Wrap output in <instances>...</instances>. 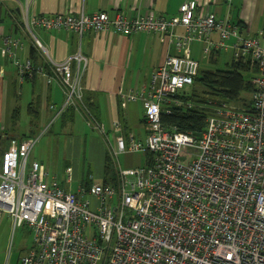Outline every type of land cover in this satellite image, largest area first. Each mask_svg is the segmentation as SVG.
<instances>
[{
	"label": "built area",
	"instance_id": "built-area-1",
	"mask_svg": "<svg viewBox=\"0 0 264 264\" xmlns=\"http://www.w3.org/2000/svg\"><path fill=\"white\" fill-rule=\"evenodd\" d=\"M196 7L188 1L175 15L149 10L135 18L118 11L28 18L22 8L30 32L32 27L78 36L86 30L155 32L162 41L175 40L179 53L167 55L151 73L147 95H122L141 99L143 141L121 134L119 120L111 122V139L83 101L80 69L72 73L71 60L80 63V53L62 62L48 59V74L28 57H18L20 39L3 38L0 56L9 59L20 79L37 74L62 87L65 101L55 116L68 106L82 112L115 160L124 152L150 153L143 166L118 167L115 185L91 182L71 191L56 179L47 181L38 161H28L35 138L0 152V214L6 212L13 227L25 225L33 235L31 248L11 264H264V29L249 36L228 17L196 14ZM177 27L183 32H175ZM213 32L216 40L210 38ZM193 40L202 41L206 56L230 50V61L249 66L253 83L247 106H215L198 136L161 124V115L181 104L174 95L198 74L199 61L189 49Z\"/></svg>",
	"mask_w": 264,
	"mask_h": 264
},
{
	"label": "crops",
	"instance_id": "crops-1",
	"mask_svg": "<svg viewBox=\"0 0 264 264\" xmlns=\"http://www.w3.org/2000/svg\"><path fill=\"white\" fill-rule=\"evenodd\" d=\"M188 1L196 2V14L210 12L217 18L228 17L234 23L241 21L244 26L243 32L249 36H254L260 29H264V0H2L0 1V21L5 14L10 17L11 25L1 28L0 46L5 36L10 35L20 39L22 47L17 51L20 57L25 59L28 57L31 40L35 43L38 41L45 63H48V59L53 62H62L80 53L83 57L80 63L72 59L70 66L72 73H75L78 68L81 71L80 83L85 105L96 119L105 125L109 138L113 139L114 136L112 120H119L122 130L125 129L124 132L121 130V134L132 133L137 139L143 140L147 125L143 118L141 99L127 100L122 95L130 92H140L143 96L148 94L151 73L164 62L167 55L179 53L175 40L165 37L162 41L160 34L155 32H134L123 35L113 30L100 32L86 30L78 36L72 30L39 27H32L30 32L25 25L21 10L27 8L28 18L51 16L57 13L78 16L81 11L86 15L102 11L109 16H113L118 11L130 18H135L149 10L156 15H175L178 13L179 6ZM175 32L180 34L183 29L177 27ZM216 35L218 37L217 33ZM49 71H51L50 67ZM0 76V97L6 98L15 79L20 82L18 91L20 96L22 95L20 90L24 86L30 100L39 97L41 121L49 120L51 123L58 120L61 127H65L72 125L77 118L84 124L82 112L75 110L74 107L72 120L66 116L65 120L61 121L60 115L67 107L55 116L56 110L60 109L65 101L62 87L57 80L47 84L44 78L37 74L30 80L20 79L9 59L2 56H0ZM10 92L12 93V90ZM52 105L54 108L51 107ZM137 113H140L142 126L137 128L135 134L127 127L128 120ZM101 139L104 141L103 138ZM93 153L101 157L102 147L98 145ZM67 169L71 171L70 167H66ZM102 172L104 175V164ZM102 179L99 182H102ZM66 182L60 181V185L65 190H77L68 185V178ZM81 185H85V181ZM19 226L25 225L19 224L13 228ZM25 228L28 227L25 226ZM32 244L33 242L30 241L22 253L12 258L9 256L5 264L18 261Z\"/></svg>",
	"mask_w": 264,
	"mask_h": 264
},
{
	"label": "rangeland",
	"instance_id": "rangeland-1",
	"mask_svg": "<svg viewBox=\"0 0 264 264\" xmlns=\"http://www.w3.org/2000/svg\"><path fill=\"white\" fill-rule=\"evenodd\" d=\"M11 19L5 14L0 21L1 28L10 27ZM212 40L217 39L216 33L210 35ZM1 43V41H0ZM202 41L193 40L189 44L191 56L200 61L204 68L208 69H228L231 60V51L220 50L215 62H208L203 54ZM18 57L20 55L18 54ZM7 79V78H6ZM12 90V93L10 92ZM4 96L0 97V152L5 149L17 147L19 142L25 138H35L37 141L32 148L28 161L36 160L41 163L47 173L46 180L56 179L66 182V167H70L71 182L68 185L77 189L84 181L99 182L103 175V164L105 156L109 155L111 165L114 170L136 168L143 166L147 162V156L142 152L120 153L117 159L111 157L110 151L102 137L96 131L80 123L77 118L72 125L61 127L58 120L53 122L41 121L27 111L29 95L21 89L20 97H12L13 88ZM16 91H19L17 86ZM140 113L133 115L128 120L129 130L135 132L139 128ZM125 129L123 128L122 132ZM35 135V136H34ZM126 136V134H123ZM143 141V140H142ZM104 142V143H103ZM100 145L102 155H94L93 150ZM67 183V182H66ZM79 185V186H78ZM78 186V187H77ZM32 232L28 228L19 226L13 228L10 216L3 212L0 214V264H5L7 258H11L22 253L24 247L32 241Z\"/></svg>",
	"mask_w": 264,
	"mask_h": 264
},
{
	"label": "trees",
	"instance_id": "trees-1",
	"mask_svg": "<svg viewBox=\"0 0 264 264\" xmlns=\"http://www.w3.org/2000/svg\"><path fill=\"white\" fill-rule=\"evenodd\" d=\"M236 25L240 30H243L244 26L241 21L236 22ZM218 53L217 50L210 51L206 56L208 62H215ZM28 58L34 66H41L48 74L51 73L49 64L44 62L42 51L33 40L29 44ZM251 74L252 71L249 66L240 62L230 61L229 68L224 70L204 68L199 61L198 74L193 83L174 95V98L179 100L181 104L172 107L173 110L170 114H162L161 124L166 128L175 127L178 131L192 134L202 132L206 118L213 112L215 106L223 102L237 106L248 105V95L253 90V83L250 80ZM34 76L30 78L24 74L22 78L30 80ZM17 86H20V82L15 79L12 83L13 98L20 97L16 91ZM39 101L38 97L30 100L27 104L28 113L36 118L39 117ZM60 116L61 121H64L66 116L72 120L74 117L73 107H67ZM145 154L148 160L150 153ZM90 183V180L85 181L86 186ZM101 183H112L113 185L116 183V170L112 168L109 155L105 156L104 175Z\"/></svg>",
	"mask_w": 264,
	"mask_h": 264
},
{
	"label": "water",
	"instance_id": "water-1",
	"mask_svg": "<svg viewBox=\"0 0 264 264\" xmlns=\"http://www.w3.org/2000/svg\"><path fill=\"white\" fill-rule=\"evenodd\" d=\"M196 135L198 136V135H200V133H197Z\"/></svg>",
	"mask_w": 264,
	"mask_h": 264
}]
</instances>
